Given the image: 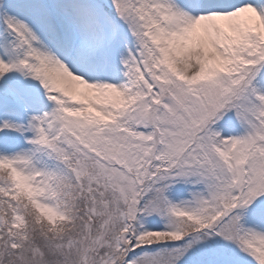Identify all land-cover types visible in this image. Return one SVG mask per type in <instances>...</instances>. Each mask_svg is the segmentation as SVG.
Listing matches in <instances>:
<instances>
[{
	"label": "snow or ice",
	"instance_id": "snow-or-ice-1",
	"mask_svg": "<svg viewBox=\"0 0 264 264\" xmlns=\"http://www.w3.org/2000/svg\"><path fill=\"white\" fill-rule=\"evenodd\" d=\"M0 264H264V0H0Z\"/></svg>",
	"mask_w": 264,
	"mask_h": 264
}]
</instances>
